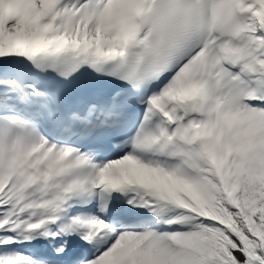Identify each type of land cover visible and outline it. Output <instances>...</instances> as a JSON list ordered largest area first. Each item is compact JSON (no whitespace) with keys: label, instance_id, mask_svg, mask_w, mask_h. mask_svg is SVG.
Segmentation results:
<instances>
[{"label":"snow or ice","instance_id":"obj_1","mask_svg":"<svg viewBox=\"0 0 264 264\" xmlns=\"http://www.w3.org/2000/svg\"><path fill=\"white\" fill-rule=\"evenodd\" d=\"M0 264H264V0H0Z\"/></svg>","mask_w":264,"mask_h":264}]
</instances>
